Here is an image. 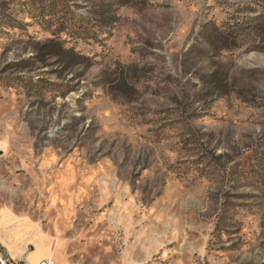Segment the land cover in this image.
Listing matches in <instances>:
<instances>
[{"label":"rangeland","instance_id":"1","mask_svg":"<svg viewBox=\"0 0 264 264\" xmlns=\"http://www.w3.org/2000/svg\"><path fill=\"white\" fill-rule=\"evenodd\" d=\"M0 209L56 264H264V0H0Z\"/></svg>","mask_w":264,"mask_h":264},{"label":"crops","instance_id":"2","mask_svg":"<svg viewBox=\"0 0 264 264\" xmlns=\"http://www.w3.org/2000/svg\"><path fill=\"white\" fill-rule=\"evenodd\" d=\"M1 211L2 209L0 213ZM31 222L37 223L33 220ZM32 223L25 220L23 215L19 218L13 216L8 218L1 213L0 253L2 250L7 251L11 259H24L29 264H38L40 260L46 258L53 259L56 252L52 235L44 231L39 224L41 230Z\"/></svg>","mask_w":264,"mask_h":264},{"label":"built area","instance_id":"3","mask_svg":"<svg viewBox=\"0 0 264 264\" xmlns=\"http://www.w3.org/2000/svg\"><path fill=\"white\" fill-rule=\"evenodd\" d=\"M0 264H29L24 259H11L8 252L2 250L0 253ZM38 264H55L52 258L40 260Z\"/></svg>","mask_w":264,"mask_h":264},{"label":"bare ground","instance_id":"4","mask_svg":"<svg viewBox=\"0 0 264 264\" xmlns=\"http://www.w3.org/2000/svg\"><path fill=\"white\" fill-rule=\"evenodd\" d=\"M4 216L9 218L10 216H12V214H11L10 212L7 211V212L4 213ZM11 230H12V229H11ZM13 232H14V230H13ZM15 234H16V232H15ZM16 235L18 236V234H16ZM6 236H7V235H6ZM8 238H9V237H8ZM41 243H42V242H41ZM38 246L40 247V245H38ZM36 250H37V249H36ZM54 250H55V252L58 251L57 246L54 248ZM55 252H54V253H55ZM54 253H53V254H54Z\"/></svg>","mask_w":264,"mask_h":264}]
</instances>
